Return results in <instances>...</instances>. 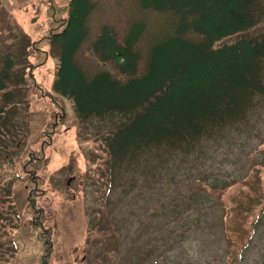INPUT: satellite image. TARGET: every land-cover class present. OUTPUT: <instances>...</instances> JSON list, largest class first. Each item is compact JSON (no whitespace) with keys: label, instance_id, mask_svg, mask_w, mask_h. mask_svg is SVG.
<instances>
[{"label":"rangeland","instance_id":"374dc122","mask_svg":"<svg viewBox=\"0 0 264 264\" xmlns=\"http://www.w3.org/2000/svg\"><path fill=\"white\" fill-rule=\"evenodd\" d=\"M70 1L2 0L16 32L31 43L33 78L27 77L7 113L0 168L18 154L16 143L37 149L55 130L47 160L35 166L36 190L45 195L39 201L47 205L58 246L52 264H79V258L82 264H264V96L244 121L213 137L146 151L111 173L98 134L125 119L83 124L54 88L60 58L50 37L64 29ZM257 11L260 25L253 34H264V0ZM1 179L0 201L15 202V213L0 206V251L10 239L6 224L23 215L28 200L21 179L8 172ZM104 213L117 237L106 247L95 228Z\"/></svg>","mask_w":264,"mask_h":264},{"label":"trees","instance_id":"16d2710c","mask_svg":"<svg viewBox=\"0 0 264 264\" xmlns=\"http://www.w3.org/2000/svg\"><path fill=\"white\" fill-rule=\"evenodd\" d=\"M257 5L258 0L70 1L64 29L50 37L60 58L54 88L72 102L83 124L125 119L98 134L109 172L138 154L174 150L246 119L264 96V34H253L260 25ZM30 44L0 0V139L8 111L27 77L33 78ZM54 132L44 134L37 149L16 143L18 154L7 156L6 168H0V181L8 172L28 191L23 215L6 224L11 233H5L10 239L1 245L0 264L57 260L35 169L47 160ZM14 203L7 199L0 206L14 214ZM95 228L103 247L117 238L105 213Z\"/></svg>","mask_w":264,"mask_h":264}]
</instances>
